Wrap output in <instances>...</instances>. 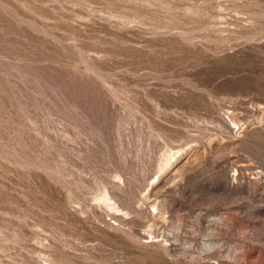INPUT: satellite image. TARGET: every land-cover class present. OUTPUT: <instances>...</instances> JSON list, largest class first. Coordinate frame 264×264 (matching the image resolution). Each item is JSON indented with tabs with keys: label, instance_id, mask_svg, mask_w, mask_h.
I'll list each match as a JSON object with an SVG mask.
<instances>
[{
	"label": "rangeland",
	"instance_id": "1",
	"mask_svg": "<svg viewBox=\"0 0 264 264\" xmlns=\"http://www.w3.org/2000/svg\"><path fill=\"white\" fill-rule=\"evenodd\" d=\"M0 264H264V0H0Z\"/></svg>",
	"mask_w": 264,
	"mask_h": 264
}]
</instances>
